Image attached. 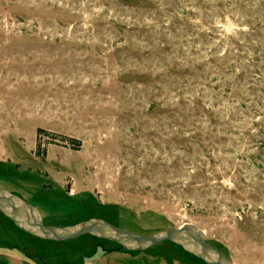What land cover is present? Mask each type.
<instances>
[{
	"label": "rangeland",
	"instance_id": "1",
	"mask_svg": "<svg viewBox=\"0 0 264 264\" xmlns=\"http://www.w3.org/2000/svg\"><path fill=\"white\" fill-rule=\"evenodd\" d=\"M0 187L48 225L192 223L264 264V0H0ZM118 249L0 212V264H204Z\"/></svg>",
	"mask_w": 264,
	"mask_h": 264
},
{
	"label": "water",
	"instance_id": "2",
	"mask_svg": "<svg viewBox=\"0 0 264 264\" xmlns=\"http://www.w3.org/2000/svg\"><path fill=\"white\" fill-rule=\"evenodd\" d=\"M0 212L24 232L45 240L65 242L89 235L116 242L129 251H144L168 241L200 259L204 264H236L208 242L206 233L192 223H184L180 227L146 236L122 229L100 218H91L67 226L48 225L36 206L1 187Z\"/></svg>",
	"mask_w": 264,
	"mask_h": 264
},
{
	"label": "trees",
	"instance_id": "3",
	"mask_svg": "<svg viewBox=\"0 0 264 264\" xmlns=\"http://www.w3.org/2000/svg\"><path fill=\"white\" fill-rule=\"evenodd\" d=\"M178 247V246H177ZM180 248V247H179ZM182 250V248H180ZM219 249V248H218ZM118 250H121V251H129V250H126L125 248H123L122 246L119 245V249ZM220 250V249H219ZM221 251V250H220ZM134 252V251H133ZM222 252V251H221ZM187 253V252H186ZM223 253V252H222ZM188 254V253H187ZM224 254V253H223ZM191 255V254H190ZM225 255V254H224ZM193 256V255H192ZM194 257V256H193ZM196 258V257H195ZM198 259V258H197ZM200 260V259H199ZM66 263V262H65Z\"/></svg>",
	"mask_w": 264,
	"mask_h": 264
}]
</instances>
